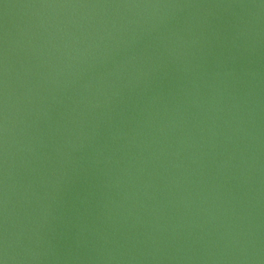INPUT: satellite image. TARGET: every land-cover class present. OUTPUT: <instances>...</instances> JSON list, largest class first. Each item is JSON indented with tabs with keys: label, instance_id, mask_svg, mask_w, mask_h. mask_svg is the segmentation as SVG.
I'll return each instance as SVG.
<instances>
[{
	"label": "water",
	"instance_id": "95a60500",
	"mask_svg": "<svg viewBox=\"0 0 264 264\" xmlns=\"http://www.w3.org/2000/svg\"><path fill=\"white\" fill-rule=\"evenodd\" d=\"M0 264H264V0H0Z\"/></svg>",
	"mask_w": 264,
	"mask_h": 264
}]
</instances>
